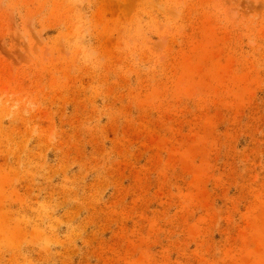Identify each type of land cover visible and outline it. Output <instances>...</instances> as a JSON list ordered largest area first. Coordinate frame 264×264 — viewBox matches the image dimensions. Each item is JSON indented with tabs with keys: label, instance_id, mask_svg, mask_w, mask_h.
Wrapping results in <instances>:
<instances>
[{
	"label": "rangeland",
	"instance_id": "374dc122",
	"mask_svg": "<svg viewBox=\"0 0 264 264\" xmlns=\"http://www.w3.org/2000/svg\"><path fill=\"white\" fill-rule=\"evenodd\" d=\"M0 264H264V0H0Z\"/></svg>",
	"mask_w": 264,
	"mask_h": 264
}]
</instances>
